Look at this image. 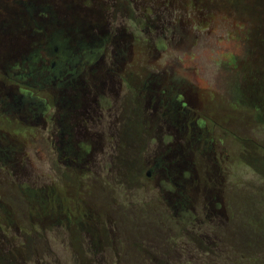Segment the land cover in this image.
Returning a JSON list of instances; mask_svg holds the SVG:
<instances>
[{
	"label": "rangeland",
	"instance_id": "obj_1",
	"mask_svg": "<svg viewBox=\"0 0 264 264\" xmlns=\"http://www.w3.org/2000/svg\"><path fill=\"white\" fill-rule=\"evenodd\" d=\"M22 6L50 12L52 28L67 32L73 46L94 42L99 31L116 35L91 78L86 71L83 88L94 96L95 86L106 84L103 95L121 123L114 130L132 148L104 144L86 153L83 167L65 165L41 126L11 124L0 106V136L18 139L27 163L17 176L29 180L0 173V264H264V95L252 101L236 89L264 84L257 16L249 49L243 35L250 25L227 0H0V98L20 95L45 108L54 85L24 79L19 64L45 47L49 28L42 24V35L21 29L7 10ZM231 56L241 61L235 71ZM176 99L191 109L182 112L188 128L165 130L161 118L170 117ZM53 187L65 208L93 214L83 223L93 225L100 214L99 263L89 262L74 238L66 245L43 217ZM178 207L185 209L182 224Z\"/></svg>",
	"mask_w": 264,
	"mask_h": 264
},
{
	"label": "flooded vegetation",
	"instance_id": "obj_2",
	"mask_svg": "<svg viewBox=\"0 0 264 264\" xmlns=\"http://www.w3.org/2000/svg\"><path fill=\"white\" fill-rule=\"evenodd\" d=\"M7 12L11 17L17 16V18H20L21 22H17L18 26H21V29L29 30L30 33L34 35H42V31L46 30V27L43 25H46L47 29L49 28V34H46L47 40L45 47H42L37 52H31L32 54L23 61V64H19V66L21 69L23 68L22 70H26L23 74L24 79H28L31 83L41 82L48 86L52 84L54 85L56 94L51 95L45 108L43 105L27 100L20 95H10L8 93L0 98V106L6 109L1 115L4 114L6 118H9V123H14L18 126H41L42 130L46 131L48 134L49 149H51L53 154L57 153L59 162L65 165L83 167V165L86 164L85 161H87L84 159L87 155L86 153L91 150H102L101 148L104 144L113 151H118V147H122L125 151L131 150L132 147L120 144L121 137L119 134L117 135V132L114 130V128L121 123H119V118L112 113L114 103L109 99L111 96L103 95L104 91L102 90V84L104 85V82L95 86L96 92L94 96H87L86 94H88L89 91L83 88L88 81V78L87 81L85 80L86 71L89 73L88 77L91 78L92 67H96L97 59H101L102 57L100 51L106 48V45L111 43V40L112 44H115L113 39L116 38V35L110 30H106L105 32L99 31L100 33H98V36L93 39L94 42H90L89 44L78 43L73 46L70 44L67 32L61 30L55 31L56 29L52 28L53 15H51L50 12L46 13V16L37 15V10L35 8L32 9L26 6H22L20 11L12 12L7 10ZM11 21L13 22V20ZM14 29V26L11 25L9 30L13 31ZM59 32L61 35L58 34ZM58 35L59 37H57ZM56 38H59L62 42L63 45H60L62 47L58 48L56 46ZM51 43L53 44L52 48H47L46 46L51 45ZM28 50L29 48H25L19 52L25 53ZM57 50H59L57 61H50V58L55 55L54 52ZM19 56L20 55L16 57L18 58ZM115 56L119 57L120 55L115 53ZM17 58H15V60ZM83 60L85 63H82ZM86 67L89 68V70H86ZM88 101H90V103H88ZM172 102L175 108L173 113H170L168 119L166 115H163L165 119L161 118L165 130L169 128V124H174L182 129L184 127L188 128V124H186L184 118L185 115L182 112H188L190 114L191 109L188 108L182 100L176 99ZM75 113H77V116ZM122 124L124 125V123ZM81 131L84 132V135H81ZM140 133H138V135H140ZM9 134L10 132L7 131L4 137L0 136V173L4 170L3 172L8 175H14L17 182L22 183V181H25V183H29V180L23 178V176H17L21 164H26L27 159L25 158L23 162L20 161V150L17 149V142L19 141L16 137L9 136ZM105 134L109 136L107 142H104ZM199 136H201V134ZM94 137H96L97 140H94ZM163 149L164 152L168 150L172 151V149H168L167 147H163ZM177 156L176 154V157ZM164 158L165 160L169 159L166 155ZM160 162L159 160V162L153 164L152 167H158ZM151 170L152 168L147 170L146 177L151 176ZM53 191H55L54 187L52 188L50 198L52 206L48 212L43 214V217H47V221L52 223H50V225L53 227V231L56 234H64V241L66 237L70 239L71 237L74 238L82 248L83 253L85 255V252L89 254L88 256L86 255L89 262L99 263V260H102L104 256L103 253L105 252L102 248L103 244H101L104 235L100 232V226L102 225L99 219L100 214L97 216V220H95L93 225L89 222L85 224L83 223L84 218H82V216H86L89 212L83 211L81 208H65L62 198L58 195L54 196V194H52ZM78 200L81 201V199ZM176 210L178 211L177 215L179 216V221L182 224L184 219L183 211L185 209L178 207ZM89 215L92 218L93 214L89 213ZM29 216L33 226L34 218L32 213H29ZM88 226L92 228H87ZM114 229L113 225V237ZM91 235L96 236V246L88 243L90 241H86ZM4 239L6 240V238ZM93 247L94 249H92ZM113 250L115 254L113 262H118L119 256L117 255L116 246ZM99 252L102 253V255H99L101 258L97 255ZM71 260L75 262L74 258H71Z\"/></svg>",
	"mask_w": 264,
	"mask_h": 264
},
{
	"label": "trees",
	"instance_id": "obj_3",
	"mask_svg": "<svg viewBox=\"0 0 264 264\" xmlns=\"http://www.w3.org/2000/svg\"><path fill=\"white\" fill-rule=\"evenodd\" d=\"M227 2H229L230 6L233 7V9L239 14L240 18L245 20L246 23L248 22L250 27H247V30H245L244 32V37L246 35V39L251 40L252 43H248L249 46H247V48L252 49L253 48V35L254 33L251 31L252 27H255V16H257V20H258V24H257V29H258V39L260 40V37H262V44L264 45V0H227ZM242 20V21H243ZM260 27V28H259ZM256 32V31H255ZM262 33V34H260ZM59 35H61V33H58ZM59 35L57 37H59ZM62 38V37H61ZM56 42V46L58 48L62 47L60 45H63L62 42L59 40V38L55 39ZM50 44V43H49ZM53 44L51 43V45H47V48H52ZM59 50L55 51L54 53H56V55H58ZM247 54V49H245L244 51ZM243 52V53H244ZM262 65H264V51H262ZM230 61L233 63L232 70L235 71V69H237L240 65V59L231 56ZM57 61V60H56ZM229 67V62L226 64ZM264 70V68H263ZM238 73V72H237ZM263 75V73H262ZM241 84V83H240ZM242 85V84H241ZM246 87V86H244ZM236 89L240 94V97L242 96H248V99H251L253 101V98H255L254 96H259L258 94H260V97L262 95H264V84L260 86V88H252V89H247V92L242 91L240 85L237 83L236 84ZM245 93H248L245 94ZM254 103V102H253Z\"/></svg>",
	"mask_w": 264,
	"mask_h": 264
}]
</instances>
